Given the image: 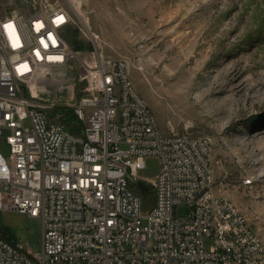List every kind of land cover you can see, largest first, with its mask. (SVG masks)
<instances>
[{
	"label": "built area",
	"instance_id": "built-area-1",
	"mask_svg": "<svg viewBox=\"0 0 264 264\" xmlns=\"http://www.w3.org/2000/svg\"><path fill=\"white\" fill-rule=\"evenodd\" d=\"M79 16L70 0H0V212L42 230L38 253L0 235V264H264L261 237L215 194L211 138L164 133L128 62L93 33L74 50ZM148 158L159 172L146 208L131 187Z\"/></svg>",
	"mask_w": 264,
	"mask_h": 264
},
{
	"label": "rangeland",
	"instance_id": "rangeland-1",
	"mask_svg": "<svg viewBox=\"0 0 264 264\" xmlns=\"http://www.w3.org/2000/svg\"><path fill=\"white\" fill-rule=\"evenodd\" d=\"M82 4L81 30L70 35L88 47L93 33L105 57L128 62L164 133L174 127L211 138L215 194L230 198L264 242V0ZM158 172V160L148 158L139 176L150 183ZM131 189L143 198L136 184ZM145 201L152 206L150 196ZM188 214L175 208L177 218ZM0 232L41 250V224L24 214L0 212Z\"/></svg>",
	"mask_w": 264,
	"mask_h": 264
},
{
	"label": "trees",
	"instance_id": "trees-1",
	"mask_svg": "<svg viewBox=\"0 0 264 264\" xmlns=\"http://www.w3.org/2000/svg\"><path fill=\"white\" fill-rule=\"evenodd\" d=\"M69 42H70V44L74 50H82V49H86V48H91V44L87 45L88 47H86V46L84 47V45H82V43L79 42L76 37H73L71 35H69ZM63 122L68 126V128L72 132H74L75 130H77L81 126V123H79L77 121V118L75 117V115L73 114L71 109L64 111ZM142 194H144L145 197L150 196L152 198L151 192H142ZM0 235L5 240H7L8 242H10L12 244H16V240L13 239L12 237L8 236L6 233L0 232Z\"/></svg>",
	"mask_w": 264,
	"mask_h": 264
},
{
	"label": "water",
	"instance_id": "water-1",
	"mask_svg": "<svg viewBox=\"0 0 264 264\" xmlns=\"http://www.w3.org/2000/svg\"><path fill=\"white\" fill-rule=\"evenodd\" d=\"M77 133H81V129H78L76 131ZM136 186L140 189L142 192H151L152 191V184L145 182V181H137Z\"/></svg>",
	"mask_w": 264,
	"mask_h": 264
},
{
	"label": "bare ground",
	"instance_id": "bare-ground-1",
	"mask_svg": "<svg viewBox=\"0 0 264 264\" xmlns=\"http://www.w3.org/2000/svg\"><path fill=\"white\" fill-rule=\"evenodd\" d=\"M71 1V3H73V5L75 6V10H76V12L79 14V15H81L80 14V11H81V5H82V1L83 0H70ZM93 36L95 37V35L93 34Z\"/></svg>",
	"mask_w": 264,
	"mask_h": 264
}]
</instances>
